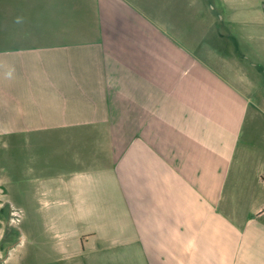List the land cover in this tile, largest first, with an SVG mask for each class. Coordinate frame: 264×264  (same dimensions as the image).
I'll list each match as a JSON object with an SVG mask.
<instances>
[{"label":"crops","instance_id":"obj_1","mask_svg":"<svg viewBox=\"0 0 264 264\" xmlns=\"http://www.w3.org/2000/svg\"><path fill=\"white\" fill-rule=\"evenodd\" d=\"M263 57L264 0H0L13 209L80 264H264Z\"/></svg>","mask_w":264,"mask_h":264},{"label":"rangeland","instance_id":"obj_2","mask_svg":"<svg viewBox=\"0 0 264 264\" xmlns=\"http://www.w3.org/2000/svg\"><path fill=\"white\" fill-rule=\"evenodd\" d=\"M234 61L229 60L233 65ZM238 67L252 84L264 78V57L248 63L242 61ZM254 111L253 108L248 111L241 146L262 153L264 120H257ZM19 153L22 154L21 150L14 149V145L4 147L0 144V264H80L79 258L68 256V252L62 246L59 247L67 240L68 231L77 228L74 220L35 219L31 212H27L26 218L21 219L9 202H14L17 190L23 191L21 186L15 187L16 167L24 162L30 165L31 161L29 152L23 153L22 161L16 162ZM53 238L55 240L52 241Z\"/></svg>","mask_w":264,"mask_h":264},{"label":"clouds","instance_id":"obj_3","mask_svg":"<svg viewBox=\"0 0 264 264\" xmlns=\"http://www.w3.org/2000/svg\"><path fill=\"white\" fill-rule=\"evenodd\" d=\"M16 23H21L22 22V18H17ZM14 74H15V68L14 67H9L8 70L5 72V78L6 79H12L14 77Z\"/></svg>","mask_w":264,"mask_h":264}]
</instances>
